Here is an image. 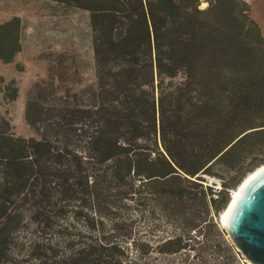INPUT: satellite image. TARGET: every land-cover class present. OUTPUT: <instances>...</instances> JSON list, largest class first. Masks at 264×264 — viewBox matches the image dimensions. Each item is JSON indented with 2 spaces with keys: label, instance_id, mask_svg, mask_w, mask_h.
Segmentation results:
<instances>
[{
  "label": "trees",
  "instance_id": "trees-1",
  "mask_svg": "<svg viewBox=\"0 0 264 264\" xmlns=\"http://www.w3.org/2000/svg\"><path fill=\"white\" fill-rule=\"evenodd\" d=\"M55 1L89 12L95 81L74 90L56 54L26 103L37 136L0 117V264H146L154 252L240 264L208 230L264 164L244 167L264 153V31L251 4ZM22 30L19 16L0 23L4 63L22 51ZM3 92L16 100L17 81ZM217 167L233 180L213 199L204 175L220 177ZM131 205L143 219L159 210L171 231L143 237L121 214Z\"/></svg>",
  "mask_w": 264,
  "mask_h": 264
},
{
  "label": "rangeland",
  "instance_id": "rangeland-1",
  "mask_svg": "<svg viewBox=\"0 0 264 264\" xmlns=\"http://www.w3.org/2000/svg\"><path fill=\"white\" fill-rule=\"evenodd\" d=\"M247 1L251 4L253 18L264 31V0ZM206 6V2L201 5L202 8ZM14 16H19L22 19L23 48L12 63H4L0 60V117H4L10 122L16 135L37 136L25 118L26 103L30 93L40 80L48 78L49 66L53 63L52 59L59 53H64L68 57L66 63L70 66L69 79L79 81L74 83L70 80L67 85L74 90H80L92 84L95 81L93 31L90 26L88 11L55 0H0V23ZM11 79H15L19 86V96L14 101L5 99L3 92L4 86ZM261 158H264V153L246 161L244 167H250ZM216 172L220 177L204 175L205 185H220L223 189L221 185L223 180L228 182L233 180V171L217 167ZM249 174L250 172L247 173L246 177ZM238 187L229 190L230 199ZM141 210V206L131 205L124 207L121 214L124 217L133 216L136 219L134 227L139 230L143 237L153 239L157 235L171 231L172 226L166 222L159 210H156L154 214L148 212L149 217L144 219L138 217L141 215ZM223 211L224 209L214 218L216 226L209 228L208 233L223 244L224 257L238 253L234 258L237 262L252 264L229 236L221 218ZM133 251L134 256H136V250ZM203 257L210 262H218L223 259L221 256L216 257L210 250L206 254L204 253ZM199 263L193 253L187 257L182 253L163 255L154 252L146 257V264Z\"/></svg>",
  "mask_w": 264,
  "mask_h": 264
},
{
  "label": "water",
  "instance_id": "water-1",
  "mask_svg": "<svg viewBox=\"0 0 264 264\" xmlns=\"http://www.w3.org/2000/svg\"><path fill=\"white\" fill-rule=\"evenodd\" d=\"M224 226L250 263L264 264V167L249 177Z\"/></svg>",
  "mask_w": 264,
  "mask_h": 264
},
{
  "label": "bare ground",
  "instance_id": "bare-ground-1",
  "mask_svg": "<svg viewBox=\"0 0 264 264\" xmlns=\"http://www.w3.org/2000/svg\"><path fill=\"white\" fill-rule=\"evenodd\" d=\"M261 167H264V164L261 165L260 167H258L257 169H255L253 172H251L249 174V176L246 177L245 180L239 185V187L237 189H235V191L233 193V196L231 198V203H229V207H226L224 209V211L222 212V217L221 218H222V222L224 224H226V220H227V217H228V215H229V213H230V211L232 209V206L235 203V201L239 198V196L241 195V193H242V191L244 189V186L247 183L249 177H251V175H253V173H255V171H258L259 169H261Z\"/></svg>",
  "mask_w": 264,
  "mask_h": 264
},
{
  "label": "built area",
  "instance_id": "built-area-1",
  "mask_svg": "<svg viewBox=\"0 0 264 264\" xmlns=\"http://www.w3.org/2000/svg\"><path fill=\"white\" fill-rule=\"evenodd\" d=\"M213 187H214L213 192L209 196V198L218 199L219 198V193H220V190L222 189V187L220 185H215Z\"/></svg>",
  "mask_w": 264,
  "mask_h": 264
}]
</instances>
